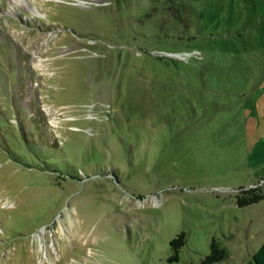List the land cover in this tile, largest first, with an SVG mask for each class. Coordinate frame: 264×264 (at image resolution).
Returning a JSON list of instances; mask_svg holds the SVG:
<instances>
[{"label":"rangeland","instance_id":"374dc122","mask_svg":"<svg viewBox=\"0 0 264 264\" xmlns=\"http://www.w3.org/2000/svg\"><path fill=\"white\" fill-rule=\"evenodd\" d=\"M13 1L0 264H198L212 237L211 264L250 259L264 199L234 195L264 179V0Z\"/></svg>","mask_w":264,"mask_h":264},{"label":"trees","instance_id":"16d2710c","mask_svg":"<svg viewBox=\"0 0 264 264\" xmlns=\"http://www.w3.org/2000/svg\"><path fill=\"white\" fill-rule=\"evenodd\" d=\"M251 186H239L236 188L235 201L240 207L257 203L264 199V179L260 180ZM185 233L180 232L173 237L169 244L173 249V254L167 258L168 262L178 261L179 249L185 244ZM228 257V251L225 247L221 246L217 239L214 237L210 241L209 253L200 260L198 264H211ZM244 264H264V240L259 247L252 253V257Z\"/></svg>","mask_w":264,"mask_h":264},{"label":"bare ground","instance_id":"6f19581e","mask_svg":"<svg viewBox=\"0 0 264 264\" xmlns=\"http://www.w3.org/2000/svg\"><path fill=\"white\" fill-rule=\"evenodd\" d=\"M20 1H21V0H14L13 2H14V3H18V2H20ZM24 1H25L26 3L29 4V2H27L26 0H24ZM35 12H36V11H35ZM39 13H40V12H39ZM41 13H42V12H41ZM42 38H43V37H42ZM35 64H36V62H35ZM37 65H40V62H39V61L37 62ZM53 108H54V107H53ZM47 110L50 111V109H48V108H47ZM58 112H59V111H58ZM60 113H61V112H60ZM72 127H73V126H72ZM76 128H77V127H76ZM152 202H153V204L156 205V204H157V199L154 197V198L152 199ZM57 228H58V227H57ZM63 228H64V227L60 224V225H59V230L63 232V231H64ZM77 228H78V227H77ZM77 230H78V229H77ZM70 231H71V230H70ZM65 233H66V232H65ZM73 233H74V232H73ZM46 246H47V245H46ZM56 251H57V250H56ZM56 251H55V252H56ZM43 253H44V256H45L44 258H47V259L49 260V262L51 263L52 260L48 257L49 255H48L47 251L45 250ZM52 253H53V252H52ZM57 256H58V254H57Z\"/></svg>","mask_w":264,"mask_h":264}]
</instances>
